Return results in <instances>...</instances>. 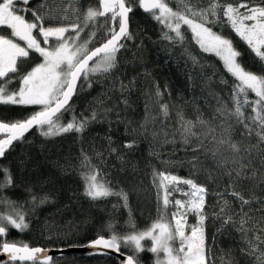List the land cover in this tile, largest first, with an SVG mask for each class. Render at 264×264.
<instances>
[{
	"label": "trees",
	"instance_id": "obj_1",
	"mask_svg": "<svg viewBox=\"0 0 264 264\" xmlns=\"http://www.w3.org/2000/svg\"><path fill=\"white\" fill-rule=\"evenodd\" d=\"M43 2L31 0L26 8L37 9ZM166 2L174 11H186L188 7L198 11L208 7L211 0ZM219 2L234 6L243 2H249V6L264 4V0ZM46 7L59 16L67 14L68 19L63 23L70 24L77 19L82 22L89 7H98V0H47ZM73 9L78 10L76 14ZM25 14L28 19H34L31 11ZM60 23L49 20L45 25ZM99 24H104L103 18ZM213 30L233 41L245 68L264 74V66L230 27L219 25ZM106 31L103 27L90 26L81 33L80 42L87 41L95 32L89 45L94 48L104 42ZM168 31L151 14L142 12L137 3L130 13L131 38L122 41L124 47L117 53L116 67L109 73L93 75L90 87L85 80L79 81L70 102L72 110L65 113L62 122H69L73 114L90 116L94 109L100 112L98 119L83 133L45 137L36 128L5 152L0 159V169L9 170L12 184L0 189V214L15 216L18 211L26 217L28 228L20 231L9 226L6 236L0 237V244L7 240L30 247L82 246L101 235L108 238L113 232L119 236L130 234L133 224L136 231L145 230L162 215L170 218L173 211L171 204L164 209L163 190H158L153 182L155 173L167 171L181 178H191L207 188L203 223L206 264H264L260 252L249 254V241L256 244L257 236L264 239V156L260 155L264 152V143L258 142L254 132L249 135L235 119L226 120L216 112L218 105L234 106L232 89L236 83L220 59L202 52L187 26L183 27L185 39L182 42L165 39ZM7 34L10 35V30ZM192 57H196V62ZM41 60L32 52L30 59L21 65V73ZM18 88L17 76L9 90ZM249 96L255 98L251 93ZM161 105L168 106L167 116ZM104 108L113 111L105 114ZM38 110V106L0 104V121L24 120ZM245 114L251 115V109H246ZM198 117L208 123L199 124ZM187 121L195 125L196 135L187 137L188 143H185ZM222 123L225 127L231 125L230 133H225ZM229 135L231 142L241 149L238 155L228 144L220 143ZM126 143L133 146L125 148ZM111 148L116 151L112 152ZM82 151L103 172V179L110 182L115 191L123 190L127 194V207L119 196L92 200L84 194L81 173L86 169L81 167ZM97 153L102 154V158ZM240 157L248 166L237 177L235 170L240 165L233 161ZM3 179L4 173L0 171V181ZM180 187L188 190L187 185ZM233 192L250 203L243 204ZM33 196L37 197L35 202ZM44 196L48 200L41 204L40 198ZM176 197L186 199L181 194ZM221 208L225 209L224 213ZM228 217L231 220L225 224ZM196 222V216L189 214L188 225ZM109 224L113 226L112 231L108 229ZM143 243L146 248L151 247L150 240ZM258 247L264 252V243H259ZM120 251L130 254L131 249L122 246ZM138 258L140 264H156L157 255L145 250ZM50 264L120 262L94 253L89 257L65 255L54 258Z\"/></svg>",
	"mask_w": 264,
	"mask_h": 264
},
{
	"label": "snow or ice",
	"instance_id": "obj_2",
	"mask_svg": "<svg viewBox=\"0 0 264 264\" xmlns=\"http://www.w3.org/2000/svg\"><path fill=\"white\" fill-rule=\"evenodd\" d=\"M21 3L25 8L16 7ZM30 3L31 0H0V104L39 106L38 111L24 120L0 122V134L3 135V138H0V158L15 141L22 140L25 133L33 127L38 128L45 137H54L70 132L83 133L90 123L98 119L100 112L94 109L90 116L81 114V117H76L73 114L69 122H62L65 113L72 110L70 100L78 90V82L83 79L90 87L93 75L109 73L116 67L117 53L124 47L122 41L131 38L128 27L129 14L137 3L140 9L151 14L169 30L164 34L165 39L182 42L185 39L183 27L187 26L201 51L214 54L220 59L226 72L236 83L232 89L234 106L229 108L227 104L218 105L216 112L226 120L235 119L237 124L247 129L249 135L254 132L258 142L264 143V74L245 68L239 59L241 53L234 47L233 41L223 33L213 30L219 25L230 27L264 66V4L249 6V2H243L234 6L231 3L221 4L219 0H211L208 7L198 11L190 7L186 11H174L166 0H98V7H89L82 22L77 19L76 22L64 24L63 21L68 19L67 14L59 16L49 10L46 7L47 0L37 9H27L26 6ZM26 11H31L33 20L30 21L26 15L20 14ZM72 11L76 14L78 10ZM100 18L104 20L103 25L99 24ZM49 20H59L61 23L46 26L45 22ZM90 26L107 29L104 42L94 48L89 45L96 36L95 32L89 35L87 41L80 42L81 33ZM7 30H10V35ZM70 32L74 35H69ZM38 37L42 38V41ZM32 52L37 53L42 62L21 73V65L30 59ZM192 59L196 62V57ZM17 76L19 88L10 91L9 85L15 82ZM123 87L121 85V90ZM250 93L255 99H250ZM157 95L160 93L157 92ZM124 103L127 104V101ZM161 107L167 116L168 106ZM248 108L251 109L252 115L246 116L245 110ZM112 111V108L103 109L105 114ZM198 123L206 125L208 122L198 117ZM194 127L191 121L185 122V143H188L187 137L196 135ZM221 127L225 133H230L231 125L225 127L222 123ZM220 143L228 144L231 151L237 155L241 151L236 143L231 142L230 135L227 139H221ZM132 146L131 143L124 145L125 148ZM111 151L115 152L116 149L111 148ZM260 155L264 156V152ZM97 156L102 158L100 153H97ZM243 159L240 157L233 161L240 165L235 170L237 177L241 176L248 166L243 163ZM81 167L86 169L81 176L87 197L97 200L115 195L124 201L125 207L128 206L127 194L123 190L115 191L110 182L103 179V172L92 164L91 158L83 151ZM0 171L4 173V179L0 181L2 189L12 184V178L8 169ZM153 182L158 190H163L164 209L167 210L170 204L176 209L170 218L162 215L142 231H136L133 224L130 234L119 236L113 232L108 238L101 235L88 246L94 250L103 247L117 252L122 246L131 249L121 264H140L138 254L145 250L157 255L156 264H206L203 223L207 188L191 178H181L167 171L155 173ZM180 185H187L188 190H184ZM176 193L186 199L177 198L173 203L169 197ZM232 195L239 197L245 205L250 203L239 193L233 192ZM36 199L37 197L33 196V202ZM47 200L48 197L44 196L40 198V203L43 204ZM224 211L225 209L221 208V213ZM189 214L196 216L195 225H188ZM230 220L231 217L225 219V224ZM9 226L24 231L28 228L26 217L18 211L15 216L0 214V237L6 236ZM108 229L112 231L113 226L109 224ZM148 240L151 241L150 248H146L143 243ZM256 240V244L249 241V254L260 252L261 256H264V252L258 247L259 243H264V239L257 236ZM177 242L178 248L174 246ZM0 249L8 254L10 260L21 264H49L52 259L44 249L30 247L26 243L18 245L16 242L4 240ZM161 253L163 258L160 257Z\"/></svg>",
	"mask_w": 264,
	"mask_h": 264
},
{
	"label": "water",
	"instance_id": "obj_3",
	"mask_svg": "<svg viewBox=\"0 0 264 264\" xmlns=\"http://www.w3.org/2000/svg\"><path fill=\"white\" fill-rule=\"evenodd\" d=\"M140 10L142 12H144L142 9H140ZM128 27H129V24H128ZM78 84H79V82H78ZM72 98H71V100H72ZM71 100H70V102H71ZM34 129H36V127H33L27 133H25V136L28 135ZM0 137L3 138V135L0 134ZM0 159H2V158H0ZM96 239L97 238H95L94 240H96ZM94 240H92V241H94ZM90 242H88V243H86L85 245H82V246H68V247H59V248H57V247H47V248L39 247V248L44 249L45 252L47 253V255L52 258L51 261L49 262V264L52 262V260L54 258H61V257L65 256V255L79 254V255H82V256H85V257H89V256L93 255L94 253H97V254H99L101 256H104V257L116 258L120 262V264H121V262L124 261L126 259V256L128 255V254H125V253H123L121 251L117 252L115 250L105 249L103 247H99V248H97V249L94 250V249H92V248H90L88 246ZM8 262H18V261H12V260H10L8 254L4 253L2 251V249H0V264H5V263H8ZM26 263H31V262H26Z\"/></svg>",
	"mask_w": 264,
	"mask_h": 264
},
{
	"label": "rangeland",
	"instance_id": "obj_4",
	"mask_svg": "<svg viewBox=\"0 0 264 264\" xmlns=\"http://www.w3.org/2000/svg\"><path fill=\"white\" fill-rule=\"evenodd\" d=\"M22 3L21 4H18V5H16V7H18V8H22ZM241 11H244V9H241ZM20 14H22V13H20ZM32 20H33V18H32ZM39 39H41V41H42V38H39ZM53 43H54V41H53ZM42 46H44L43 44H42ZM41 62H42V60H41ZM253 99H255V98H253ZM39 107V106H38ZM252 115V114H251ZM176 195H179V193H176V194H174L173 196H171L172 197V199H171V201H173V203H174V199H177L178 197H176ZM180 199V198H179ZM173 207V206H172ZM176 209H175V207H173V211L172 212H174ZM175 247H179V244H175L174 245ZM160 257L161 258H163V253H161L160 254Z\"/></svg>",
	"mask_w": 264,
	"mask_h": 264
},
{
	"label": "flooded vegetation",
	"instance_id": "obj_5",
	"mask_svg": "<svg viewBox=\"0 0 264 264\" xmlns=\"http://www.w3.org/2000/svg\"><path fill=\"white\" fill-rule=\"evenodd\" d=\"M22 8H23V7H22ZM21 13H22V14H24V15H26V14H25V12H21ZM26 18H27V17H26ZM27 19H28V18H27ZM28 20H30V21H31L32 19H28ZM38 38H39V37H38Z\"/></svg>",
	"mask_w": 264,
	"mask_h": 264
}]
</instances>
